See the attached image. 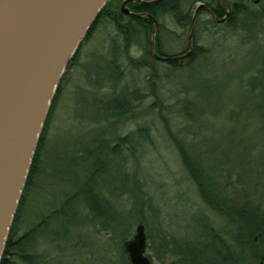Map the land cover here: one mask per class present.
Listing matches in <instances>:
<instances>
[{"label":"rangeland","instance_id":"rangeland-1","mask_svg":"<svg viewBox=\"0 0 264 264\" xmlns=\"http://www.w3.org/2000/svg\"><path fill=\"white\" fill-rule=\"evenodd\" d=\"M257 4L250 6L251 10L258 8ZM115 9L117 3L112 5ZM208 18L202 15L199 19L197 46L205 50L202 66L175 73L164 63L154 64L150 76L131 66L120 53L122 40L113 24L104 17L97 19L50 104L38 153L34 154V174L17 207L16 238L43 222V233L36 236L31 247L39 256V264H125L120 254L121 239H131L140 224L149 236L146 255L152 264H171L176 257L158 249L159 238L191 241L202 217L228 242L233 243L231 237L238 233L242 235L243 242L255 252L254 258L243 264H264L261 122L251 113L254 100L244 96L250 51L264 45V21L253 26L249 34L242 29L232 32L222 23L213 25ZM159 22L168 30L161 34L165 54L176 55L188 47L187 31L175 27L169 17L162 16ZM115 48L121 55L123 80L113 91L93 84L91 70L104 57L112 56L109 53ZM142 48L134 44L129 57L140 60ZM121 91L138 93L142 102L136 104L135 112L139 115L150 106L154 110L114 124L95 121V107ZM155 100L160 103L155 105ZM188 118L191 121H186ZM142 125L148 126L147 140L138 137L131 153L122 149L121 159L113 162L117 178L110 176L105 185L98 186L112 206L111 221L119 224V230L114 232L109 228L111 222L95 218L76 201L70 203V210L62 208L94 169L97 157L102 159L110 147L135 134ZM172 137L200 150L205 165L221 174L228 189L253 194L260 213L248 217L250 222H242L241 217L226 218L222 211L206 206L184 169ZM103 166L108 167L106 163ZM94 207L98 215H105L102 204ZM61 212L70 213L65 224L55 218Z\"/></svg>","mask_w":264,"mask_h":264},{"label":"trees","instance_id":"trees-1","mask_svg":"<svg viewBox=\"0 0 264 264\" xmlns=\"http://www.w3.org/2000/svg\"><path fill=\"white\" fill-rule=\"evenodd\" d=\"M123 1L125 0H109L101 10L97 19L104 17L113 24L122 40L120 53L125 55L126 60L131 66L149 72V76L153 73L154 64L164 63L171 72L175 73H180L184 70L189 72L195 71V69L201 67L205 50L197 46L200 26L199 19L202 15L209 17L207 10L212 13L215 19L220 20L225 16L219 0H188L187 4L182 0H140V3H130L127 5V10L133 15H124L120 12L119 6H121ZM262 2L264 0L258 2V8L251 10L250 6L254 5L252 0H222V5L228 11V16L222 23L223 26L232 32L242 29L244 32L251 34L250 30L252 27L264 21V6L261 5ZM114 3H117V9L112 10ZM201 5L204 8L200 7ZM197 8L199 9L195 12ZM138 15H146L151 19L145 17L139 18L137 17ZM162 16L169 17L175 27L187 31L188 35L192 20H194L191 33L192 50L190 54H188V47L176 55H167L162 51L161 34L168 32L165 26L159 22V18ZM208 21L216 25L211 18H208ZM154 23L156 26L155 52L158 57L166 58V60L155 59L150 52L151 33ZM90 30L85 38L90 33ZM134 44L143 45V57L140 60H135L128 55L130 47ZM109 54H112V56L104 57L101 62L99 61L100 63L97 66H92L91 81L101 88L115 91L123 80V72L119 65L121 55L118 53V48H115L113 53L111 50ZM250 54L251 60L245 72L246 75H250L244 87V91H246L244 96L254 100L251 103L252 108L250 109L251 113L255 116L257 115V119L261 122L260 131L262 135L260 141L264 149V45L260 44L258 48H252ZM74 57L67 68L74 64ZM127 92L121 91L118 96L114 95L100 106L95 107V121L98 123L109 121L111 124H114L125 118L135 119L146 112L154 110V107L152 108L150 106V110L144 111L143 114L139 115V113L135 112V106L142 102V99L136 92ZM158 103H160L159 100H155V105ZM182 120L185 121L183 118ZM186 121L189 122L191 120L188 118ZM164 123L166 124V121ZM166 126L168 125L166 124ZM147 127L145 125L139 126L135 134L122 138L119 140V143L110 147L102 159H98L97 157L94 169L87 174L85 181L80 184V187L73 193L71 198L64 202L62 208L70 210V203L76 201L79 206L88 208L95 218L97 216L106 220L107 223L111 222L109 228L114 230V232L119 230V224L111 221L112 206L98 191V186L101 187V183L105 185L106 181L110 179V176L117 178V171L113 167V162L116 159H121L122 149L131 153L134 148L133 142H138V137L144 141L147 140ZM172 140L180 151L184 169L194 184L200 199L206 206L222 211L226 218L231 216L234 218L241 217L242 222L248 219V217L257 216L260 213V204L255 201L253 194L246 192L244 189H228L225 180L223 179L222 181L221 174L214 168L205 165V159L199 152L200 150L194 147L189 148L182 140L174 137H172ZM37 148H39V142ZM36 151L38 153L37 149ZM35 163L36 159L34 156L23 193L27 190L28 180L34 174ZM104 163L108 167H104ZM104 176L106 177L105 179H103ZM94 186L95 189L93 190ZM95 204L103 205L105 215H98L94 207ZM17 211L6 238L0 264H39V256L31 250V247L36 236L43 233V229H41L44 228L43 222L16 238L18 223ZM60 214L58 217H55L56 220L63 224L67 223L70 213L61 212ZM247 221L249 219L245 222ZM144 223L148 226L147 221ZM198 226L199 229L191 241L184 239L168 240L165 237L159 238L158 249L163 253H169L176 257V261H173L171 264H243L246 262V259L250 261L254 258V249L248 247L243 242L240 233L235 238L231 237L234 240L231 243L222 237L208 219L204 217L201 220L198 219ZM252 229L254 232L256 231L255 226ZM146 239L149 242V236ZM125 241H127V237H122L120 254L125 264H129L122 248V244ZM246 253L249 254L248 258L245 257L247 255Z\"/></svg>","mask_w":264,"mask_h":264},{"label":"water","instance_id":"water-1","mask_svg":"<svg viewBox=\"0 0 264 264\" xmlns=\"http://www.w3.org/2000/svg\"><path fill=\"white\" fill-rule=\"evenodd\" d=\"M107 2L0 0V260L50 104L70 61ZM140 2L125 0L120 12L133 15L127 5ZM219 3L224 18L215 19L207 12L214 22L223 23L228 11L222 0ZM193 25L194 20L188 35V54L192 50ZM155 32L154 23L151 55L166 60L156 55ZM146 247L141 224L122 244L129 264H152Z\"/></svg>","mask_w":264,"mask_h":264},{"label":"flooded vegetation","instance_id":"flooded-vegetation-1","mask_svg":"<svg viewBox=\"0 0 264 264\" xmlns=\"http://www.w3.org/2000/svg\"><path fill=\"white\" fill-rule=\"evenodd\" d=\"M32 177H33V176H32ZM32 177H31V178H32ZM29 180H30V179H29ZM29 180H28V182H29ZM28 182H27V184H28ZM28 185H29V184H28Z\"/></svg>","mask_w":264,"mask_h":264}]
</instances>
